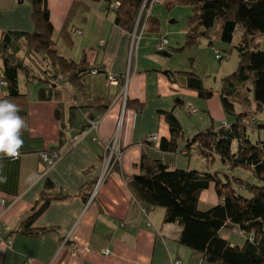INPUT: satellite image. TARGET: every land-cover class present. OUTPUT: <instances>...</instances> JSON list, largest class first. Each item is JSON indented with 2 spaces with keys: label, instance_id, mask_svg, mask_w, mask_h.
I'll list each match as a JSON object with an SVG mask.
<instances>
[{
  "label": "crops",
  "instance_id": "crops-1",
  "mask_svg": "<svg viewBox=\"0 0 264 264\" xmlns=\"http://www.w3.org/2000/svg\"><path fill=\"white\" fill-rule=\"evenodd\" d=\"M47 3L57 50L74 48L72 56L63 55L74 61L84 56L86 67L100 72H87L74 81L61 77L52 87L19 72L20 96L15 98L0 84V98L17 104L27 123L19 157L0 159V177H6L0 182V201H7L0 204V264H173L175 259L181 264H211L177 241L180 228L163 222L161 208L142 210L127 179L139 174L142 155L161 159L169 168L214 170L217 158L208 161L196 147L186 151L183 146L209 125L232 121L220 102L221 83L212 89L202 79L213 91L209 99L182 86L172 75L175 70L149 51L145 32L133 36L114 24L105 1ZM31 13L29 0H0V36L6 31H34ZM76 18L81 21L78 26L73 25ZM17 43L18 55L27 61L25 40ZM109 74L118 77L117 83L109 82ZM41 88H51L56 96L39 98ZM187 105L196 111L187 110ZM169 111L182 128L175 151L159 148L160 140L170 137L164 115ZM92 119H98L97 128L87 129ZM154 134L157 141H150ZM106 142L114 143L118 160L110 156ZM50 149L60 154L46 168L39 153ZM47 180L53 190L46 191ZM44 190L59 196L50 198L32 224L34 230H46L34 237L25 235L20 222ZM216 201L210 184L200 193L198 207ZM232 231L241 233L236 227Z\"/></svg>",
  "mask_w": 264,
  "mask_h": 264
},
{
  "label": "trees",
  "instance_id": "trees-1",
  "mask_svg": "<svg viewBox=\"0 0 264 264\" xmlns=\"http://www.w3.org/2000/svg\"><path fill=\"white\" fill-rule=\"evenodd\" d=\"M91 1H105L114 15V24L129 33L133 32L136 20L142 32L158 30L159 21L152 18L150 13H145L148 1ZM29 2L34 31H6L0 36V81L5 83L10 98L20 96L19 72L52 87L61 81V77L74 81L92 69L86 67L84 56L74 61L57 50L47 0ZM162 4L167 7H191L185 32L186 45L195 43L201 36L210 39L208 34L212 32L222 42L231 43L233 35L239 32L240 39L235 46L237 68L223 76L219 90L222 107L233 119L229 123L225 121L226 125H209L198 131L185 141L183 147L187 151L194 146L208 161L217 158L221 164L232 169L247 168L253 178L244 180L225 172L221 175L218 169L169 168L161 159L142 155L138 164L139 174L128 178L127 186L135 200L143 206L161 208L163 222H174L180 228L177 241L199 252L206 262L264 264V139L252 141L249 136V130H264V121L258 123L254 116L255 111L264 113V50H259L258 40L259 35L264 34V0H165ZM73 12L70 10V13ZM21 38L25 40L24 56L27 61L18 55V48L21 47L17 41ZM160 52L170 55L165 49ZM215 53V57L219 54L217 59L223 57L217 51ZM33 54H41L44 62L39 64ZM97 70L99 73L100 69ZM172 75L182 86L196 91L202 99H209L213 95L212 89L203 85L201 76L192 71L179 70ZM49 89H39V98L55 97L56 93ZM164 115L170 137L161 139L159 148L175 151L182 128L171 111ZM210 184L213 185L217 201L201 210L198 207L200 193ZM45 187L46 191L54 189L49 180ZM46 191L41 193L36 205L20 222V232L25 235L34 237L46 230H34L32 227L50 198L59 197L58 194L47 195ZM223 227H236L245 233V242L241 245L232 243L220 235Z\"/></svg>",
  "mask_w": 264,
  "mask_h": 264
},
{
  "label": "rangeland",
  "instance_id": "rangeland-1",
  "mask_svg": "<svg viewBox=\"0 0 264 264\" xmlns=\"http://www.w3.org/2000/svg\"><path fill=\"white\" fill-rule=\"evenodd\" d=\"M110 15L113 13L110 11ZM191 14V7L188 5H175L167 7L164 4H155L150 10V15L152 18H155L159 21L157 31H146L144 33V39L150 41L149 51L154 55H157L162 61H164V66L167 68H172L173 70L180 71H192L205 81L204 83L212 88H219L221 83V78L225 75L232 73L238 65V55L235 49V46L239 42L240 34L237 31L232 38L231 43H224L218 39L217 35H214L213 32L209 33L208 36L210 39L201 36L195 43L191 45H186V36L185 32L187 31V17ZM74 26L80 24L79 19L73 20ZM137 23V24H136ZM133 36L138 34L142 29L136 20ZM217 27V25H216ZM72 38L75 40L77 37L73 34ZM166 37L169 41V44L165 46L166 52L170 55L166 56L161 53L156 52V48L159 46L161 38ZM134 40V38H133ZM259 40V50H264V34H260L258 37ZM138 39L135 42V46L138 45ZM144 41V40H143ZM210 42V43H209ZM222 54L221 59L215 57V52ZM60 52L66 54V56H72L74 48L64 47L60 49ZM36 61L41 64L44 62L42 55L36 54L33 55ZM255 111V105L253 104ZM192 112H195L196 109ZM255 121L262 123L264 121V113L255 111ZM228 119L232 115L227 114ZM222 123V122H221ZM250 138L255 141L259 138H264V132H259L258 130L251 131L249 130ZM214 170L218 169L222 173H228L240 177L244 180H252L250 171L244 167L230 168L228 165H223L219 160H216V163L213 165ZM211 205H204L203 203L199 204L201 210L209 208ZM220 235L228 238L232 243L243 244L246 240V234L232 231V227H223L220 230Z\"/></svg>",
  "mask_w": 264,
  "mask_h": 264
},
{
  "label": "clouds",
  "instance_id": "clouds-1",
  "mask_svg": "<svg viewBox=\"0 0 264 264\" xmlns=\"http://www.w3.org/2000/svg\"><path fill=\"white\" fill-rule=\"evenodd\" d=\"M20 112L21 108L12 100L0 98V159H16L20 155L22 133L27 129ZM4 180L6 177H0V182Z\"/></svg>",
  "mask_w": 264,
  "mask_h": 264
},
{
  "label": "built area",
  "instance_id": "built-area-1",
  "mask_svg": "<svg viewBox=\"0 0 264 264\" xmlns=\"http://www.w3.org/2000/svg\"><path fill=\"white\" fill-rule=\"evenodd\" d=\"M145 1L146 2L148 1V7L146 8V11H145L146 15H148L150 13V10H151V8H152L153 5H155V4H162L165 0H145ZM78 33H81V32L79 31ZM168 43H169L168 39L166 37H162L161 38V41H160V44L157 47V50L159 52L160 51H163L165 49V46ZM99 46H102V43H99ZM216 57L219 58V54H217ZM90 73L91 74H97L98 73V70L96 68H94V69H92L90 71ZM108 80H109L110 83H117L118 77L116 75L109 74L108 75ZM125 83H126V81H125ZM0 84L3 85V86L5 85V83L3 81H0ZM186 109L189 110V111H193L194 110L189 105L186 106ZM222 124L223 125H226V122L225 121H222ZM97 125H98V119H92V120L89 121V123L87 125V129H96L97 128ZM157 139H158V137H157L156 134H154V135H152V136L149 137V140L150 141H157ZM105 145H106V149H109V151H110V156L114 157L115 160H118L120 158V152L119 151H116L114 149V143L111 144L110 142H106ZM59 154H60L59 151L58 150H55V149H52L50 151L45 150V151H41L39 153V157L44 162L45 167L46 168H49V167H51L53 165L54 161L58 158ZM6 203H7V201L5 199H3V200L0 201V204L1 205H5ZM142 210L143 211H146V207L143 206L142 207ZM146 225L149 226L150 225V222H147ZM6 242H7V244H10L11 243V239L10 238H7ZM103 253L105 255H107L109 252H108V250L105 249V250H103ZM173 264H181V263H180V260L175 259L173 261Z\"/></svg>",
  "mask_w": 264,
  "mask_h": 264
}]
</instances>
